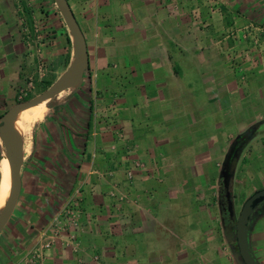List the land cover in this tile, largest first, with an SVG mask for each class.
I'll return each mask as SVG.
<instances>
[{
	"label": "crops",
	"instance_id": "obj_1",
	"mask_svg": "<svg viewBox=\"0 0 264 264\" xmlns=\"http://www.w3.org/2000/svg\"><path fill=\"white\" fill-rule=\"evenodd\" d=\"M67 2L88 69L22 143L0 264H15L77 191L78 249L58 242L44 264H237L221 181L229 163L233 219L240 196L264 188V0ZM250 24L260 30L244 37ZM36 51L47 81L72 59L53 0H0V117L28 78L41 83ZM249 233L264 264V211Z\"/></svg>",
	"mask_w": 264,
	"mask_h": 264
},
{
	"label": "water",
	"instance_id": "obj_2",
	"mask_svg": "<svg viewBox=\"0 0 264 264\" xmlns=\"http://www.w3.org/2000/svg\"><path fill=\"white\" fill-rule=\"evenodd\" d=\"M53 2L72 38L73 56L66 70L47 89L29 100L16 102L0 117V148L3 157L6 156L8 160L11 177L10 193L4 207L0 211V234L14 212L21 191V168L24 160L23 145L20 139L14 141L11 132L18 113L22 109L37 106L47 100H56L61 93L78 86L88 69L85 39L69 3L67 0H53ZM54 103L48 104L47 108H52ZM228 165L229 163L225 165L226 170H228ZM225 171L224 174H226ZM263 202L264 188L254 191L244 201L238 213L234 226V238L237 247V252L234 256L237 264H260L254 258L250 248L249 224L259 204Z\"/></svg>",
	"mask_w": 264,
	"mask_h": 264
},
{
	"label": "built area",
	"instance_id": "obj_3",
	"mask_svg": "<svg viewBox=\"0 0 264 264\" xmlns=\"http://www.w3.org/2000/svg\"><path fill=\"white\" fill-rule=\"evenodd\" d=\"M260 30L253 24L244 28L241 32L244 37L250 36L252 30ZM35 39L32 44L35 49H41L43 36L40 30L33 27ZM38 60L36 63L37 78L43 82L45 79L46 63L40 57V51H36ZM33 87V79L28 78L26 82V90H20L19 100L28 96ZM81 197L77 191L75 197L70 198L62 206H60L50 220L39 230H37L34 241L31 247L24 251L19 260L15 264H44L45 254L58 242L64 247L70 248L73 252L78 249V233L81 231V219L84 217L83 211L80 208ZM94 262L98 264V257H94Z\"/></svg>",
	"mask_w": 264,
	"mask_h": 264
},
{
	"label": "bare ground",
	"instance_id": "obj_4",
	"mask_svg": "<svg viewBox=\"0 0 264 264\" xmlns=\"http://www.w3.org/2000/svg\"><path fill=\"white\" fill-rule=\"evenodd\" d=\"M70 91V90H69ZM64 93V92H63ZM50 100H47L37 106L22 109L12 126V137L14 141H18L22 134H24L29 129L30 121L27 117L28 114H31V112H46L47 111V105ZM0 173H1V182H0V211L4 207L9 193L11 189V177H10V170H9V164L6 156L2 158V162L0 164Z\"/></svg>",
	"mask_w": 264,
	"mask_h": 264
},
{
	"label": "flooded vegetation",
	"instance_id": "obj_5",
	"mask_svg": "<svg viewBox=\"0 0 264 264\" xmlns=\"http://www.w3.org/2000/svg\"><path fill=\"white\" fill-rule=\"evenodd\" d=\"M229 175H230L229 173L227 175H225V180L223 178L221 181L220 208H221V211L223 212V215H224L222 218L224 226L228 229V231H229L228 233L232 235L231 237L234 241L233 242V245H234L233 249H234V251L237 252L236 242H235V238H234V226L236 223V219H233L232 215H230V211L232 210V206H233V198L234 197L232 196L231 190H230V182L228 181ZM263 211H264V202L259 204V206H258V208H257V210L253 216V219L249 224V228L251 227L252 223H254L256 218L259 215H261V213Z\"/></svg>",
	"mask_w": 264,
	"mask_h": 264
},
{
	"label": "rangeland",
	"instance_id": "obj_6",
	"mask_svg": "<svg viewBox=\"0 0 264 264\" xmlns=\"http://www.w3.org/2000/svg\"><path fill=\"white\" fill-rule=\"evenodd\" d=\"M57 78H55V77H52V78H48V80L49 81H52V83H54L55 82V80H56ZM46 80V78L43 80V81H45ZM44 86V84H43V82H41V83H35V84H33V87H32V89H31V91L29 92V94L28 95H31V97L33 98V97H35L36 95H38L39 93H41L42 92V87ZM56 100H51V101H49V103L48 104H52V103H54ZM16 103V101H13V100H11V101H9L8 103H7V107H5L4 109H3V111H6L7 109H9L13 104H15ZM48 108H47V111H46V113L48 112ZM3 113V112H2ZM1 113V114H2ZM46 113H45V115H46ZM42 115V112H39V111H34V112H31V114H28L27 115V117L29 118V120H31L30 121V124H29V129L24 133V134H22V136L20 137V140H21V142L23 143L24 142V145H26L27 143H28V138H29V135H30V133H31V131H32V129H33V127L35 126V125H37V123L39 122V121H41V119H43V117L45 116H42V117H40ZM30 128H31V130H30ZM29 130H30V132H29ZM2 158H3V156H2ZM232 184H234L233 182H231L230 183V186L233 188V186H232ZM240 189V186H235L234 188H233V190L234 191H236L237 193L240 191L239 190ZM231 190V189H230ZM245 191V193H247L246 192V190H244ZM253 192V191H252ZM251 195V193L249 194V196ZM249 196H246V195H241L240 196V198L242 197L243 198V200H246Z\"/></svg>",
	"mask_w": 264,
	"mask_h": 264
},
{
	"label": "trees",
	"instance_id": "obj_7",
	"mask_svg": "<svg viewBox=\"0 0 264 264\" xmlns=\"http://www.w3.org/2000/svg\"><path fill=\"white\" fill-rule=\"evenodd\" d=\"M43 84H44V86L42 87V91H44L45 89H47L51 84H52V81H47V80H45V81H43ZM32 97H31V95H28L27 97H25L24 99H22V100H16V102H21V101H26V100H29V99H31ZM1 159V158H0ZM224 175H227V174H224Z\"/></svg>",
	"mask_w": 264,
	"mask_h": 264
}]
</instances>
